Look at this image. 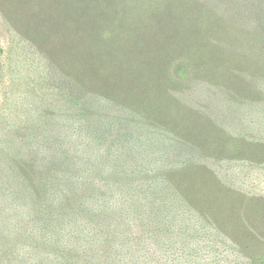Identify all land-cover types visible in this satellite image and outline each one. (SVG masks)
I'll return each instance as SVG.
<instances>
[{"label": "trees", "instance_id": "trees-1", "mask_svg": "<svg viewBox=\"0 0 264 264\" xmlns=\"http://www.w3.org/2000/svg\"><path fill=\"white\" fill-rule=\"evenodd\" d=\"M20 1L32 21L21 50L6 54L12 64L0 49V82L25 90L17 107L27 90L31 111L0 116V255L16 241L30 264H187L193 243L179 214L193 207L170 176L184 166L169 148L158 158L137 145L109 106L178 130L168 107L186 113L184 80L213 73L218 14L200 0ZM212 127L222 144L243 142ZM162 162L170 166L159 175Z\"/></svg>", "mask_w": 264, "mask_h": 264}, {"label": "rangeland", "instance_id": "rangeland-1", "mask_svg": "<svg viewBox=\"0 0 264 264\" xmlns=\"http://www.w3.org/2000/svg\"><path fill=\"white\" fill-rule=\"evenodd\" d=\"M200 1L219 16L211 21L218 33L209 35L207 44L209 49L211 44L214 46V67L210 75L197 72L196 79L189 76L184 80V88L187 87L177 92V98L187 108L186 113L176 115V108L168 107L167 116L179 121L181 127H152L144 115L130 110L127 113L119 103L110 105L109 110L137 145L157 150L158 158L161 148H169L178 170L184 166L182 172L170 176L183 183L181 192L193 207L190 212L179 214L190 229L193 243L186 242L190 254L187 264H264V0ZM30 16L20 0H0L3 64H12L6 56L9 51L21 50L18 36L26 31L32 21ZM198 66L195 70H204V65ZM24 92L4 78L0 82V116L9 112L17 122L18 110L25 109L27 115L31 111L27 90L22 108L17 107V99ZM98 110L107 109L102 105ZM199 118L206 127L188 124ZM212 124L221 128V137L241 138L243 142L216 141ZM2 135L0 132V143L4 140ZM168 166L170 163L162 162L158 174H165L162 171ZM1 179L0 176V187ZM12 218L18 220L17 216ZM3 233L11 238L13 230L5 227ZM2 239L0 236V242ZM178 240L183 244V240ZM14 243V249L0 255V264H30L26 260L27 244L22 247L20 242ZM181 259L178 256L173 264H181Z\"/></svg>", "mask_w": 264, "mask_h": 264}]
</instances>
